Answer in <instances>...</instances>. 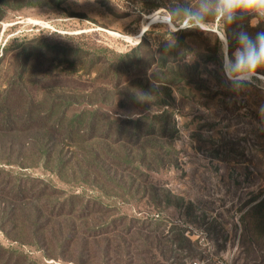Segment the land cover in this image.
Returning a JSON list of instances; mask_svg holds the SVG:
<instances>
[{"label":"rangeland","instance_id":"obj_1","mask_svg":"<svg viewBox=\"0 0 264 264\" xmlns=\"http://www.w3.org/2000/svg\"><path fill=\"white\" fill-rule=\"evenodd\" d=\"M214 4L0 0V264H264V65L235 68L264 16L229 22ZM96 59L127 60L116 73ZM95 111L168 112L154 191L78 164L105 143L66 145L64 128Z\"/></svg>","mask_w":264,"mask_h":264},{"label":"trees","instance_id":"obj_2","mask_svg":"<svg viewBox=\"0 0 264 264\" xmlns=\"http://www.w3.org/2000/svg\"><path fill=\"white\" fill-rule=\"evenodd\" d=\"M194 1L195 0H189V3L192 4ZM190 14V16L195 17L193 13ZM126 56L127 55L123 54L119 55L121 58ZM96 60L98 63H100L101 60H105V64L106 62H111L110 68L118 73L127 59ZM9 114L10 112L8 110L7 112L2 113V116ZM169 118L170 116L167 111L158 114L155 113L151 116H140L136 119L116 117L112 112L103 113L95 111L88 117L82 115V117H78L72 123L68 124L64 128L63 143H69L66 145L72 147H75L76 145L77 147H82L75 141L77 135L78 138H84L87 136L88 138L85 139L87 142L96 140V145L97 141L104 142L105 144L101 146L100 150L96 149V152L93 155L90 154L93 158L95 156L92 165H88L82 161L78 164L81 167H86L87 175L94 174L95 176L97 175V177H100L105 185L112 186L118 190H123L127 186L130 190L136 189L137 192L144 190V193L146 194L149 192V189L154 191L153 187L148 185L147 172L157 173L159 167L166 164V158L161 151L162 149L156 148L151 144L156 143L158 139H172V135L169 134H172L174 126ZM50 130L53 132L59 131L54 128ZM100 131H102V133H100ZM61 135L62 134L59 133V136ZM147 142H150V145H148ZM115 147L117 148L112 149ZM141 178L145 179L142 180ZM17 184L18 190L11 191L8 194L19 198L18 196L21 195L23 191L25 192V187H21L20 181H18ZM43 195L44 191H40L39 196ZM75 198L76 197H70L67 200H70L71 203ZM94 202L98 207L96 212L108 214L111 211L109 208H105L107 211L102 210L101 207H103V204L97 201ZM70 206L72 207L71 204ZM61 214L63 213L61 212ZM130 229L120 232L123 235L125 232V235L129 236L131 235ZM105 235L106 233L101 230L93 237L97 239L98 237L101 238ZM146 241L147 239L144 240V242ZM193 255H195L194 252L192 253V256ZM200 257L204 258L202 254H200Z\"/></svg>","mask_w":264,"mask_h":264},{"label":"clouds","instance_id":"obj_3","mask_svg":"<svg viewBox=\"0 0 264 264\" xmlns=\"http://www.w3.org/2000/svg\"><path fill=\"white\" fill-rule=\"evenodd\" d=\"M214 11L229 22L241 11L264 16V0H215ZM239 43L243 51L237 58L235 68L237 71L254 73L258 67L264 65V32L257 34L255 42L247 33H241ZM236 79L237 82H243L247 80V76L241 75Z\"/></svg>","mask_w":264,"mask_h":264},{"label":"built area","instance_id":"obj_4","mask_svg":"<svg viewBox=\"0 0 264 264\" xmlns=\"http://www.w3.org/2000/svg\"><path fill=\"white\" fill-rule=\"evenodd\" d=\"M160 19V17H158V20Z\"/></svg>","mask_w":264,"mask_h":264},{"label":"water","instance_id":"obj_5","mask_svg":"<svg viewBox=\"0 0 264 264\" xmlns=\"http://www.w3.org/2000/svg\"><path fill=\"white\" fill-rule=\"evenodd\" d=\"M145 32V31H144ZM144 32L142 33V35L144 34Z\"/></svg>","mask_w":264,"mask_h":264},{"label":"crops","instance_id":"obj_6","mask_svg":"<svg viewBox=\"0 0 264 264\" xmlns=\"http://www.w3.org/2000/svg\"><path fill=\"white\" fill-rule=\"evenodd\" d=\"M145 32H146V31H145ZM145 32H144V33H145ZM143 35H144V34H143ZM143 35H142V36H143Z\"/></svg>","mask_w":264,"mask_h":264}]
</instances>
